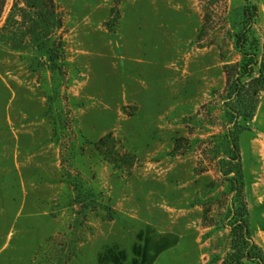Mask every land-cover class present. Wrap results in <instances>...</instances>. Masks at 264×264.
<instances>
[{
  "label": "rangeland",
  "instance_id": "374dc122",
  "mask_svg": "<svg viewBox=\"0 0 264 264\" xmlns=\"http://www.w3.org/2000/svg\"><path fill=\"white\" fill-rule=\"evenodd\" d=\"M16 1L0 14V264H224V70L255 5L264 75V0H54L57 64ZM241 122L237 200L264 251V81Z\"/></svg>",
  "mask_w": 264,
  "mask_h": 264
},
{
  "label": "trees",
  "instance_id": "16d2710c",
  "mask_svg": "<svg viewBox=\"0 0 264 264\" xmlns=\"http://www.w3.org/2000/svg\"><path fill=\"white\" fill-rule=\"evenodd\" d=\"M29 0H27L28 2ZM36 1V2H35ZM6 0H0V14L3 11ZM38 2V3H37ZM29 3V4H28ZM25 2V8H18L17 1L13 5L11 12H16L19 9L21 12H26V8H31L36 12V26L41 29L36 32L37 47L46 49L49 59L57 64L58 61L64 58V47L61 39L57 44L52 43L48 46V40L51 39L49 34L55 33V30L62 24V20L57 15V10L54 0H30ZM257 8L253 6H245L243 26L236 33V47L241 54V60L234 64L225 66L226 74V95L225 107L228 124L225 131V139L229 142L227 155L224 159L229 161L230 168L220 170L221 174L226 177L232 184L235 191L234 202L227 210V225L230 227L231 235V251L224 259V264H244V261H254L258 264H264V251L254 242L250 224L247 203L237 198H243V172L241 166V155L238 144L239 134L246 129L247 126L241 121L251 119L257 109L259 102V93L262 90L264 81L263 71H260L259 76H255V68L258 65L257 48L258 45L250 46L248 43L251 23L256 16ZM12 16V14H11ZM9 17L8 21L10 20ZM6 23L1 31H7L10 23ZM52 36V35H51ZM51 41V40H50ZM106 138L100 139L96 145L100 146L105 143ZM224 167V166H223ZM235 200L239 202L235 206Z\"/></svg>",
  "mask_w": 264,
  "mask_h": 264
}]
</instances>
